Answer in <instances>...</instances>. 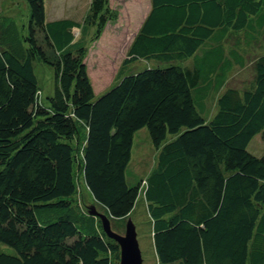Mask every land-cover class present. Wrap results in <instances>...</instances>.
<instances>
[{
    "label": "trees",
    "instance_id": "trees-1",
    "mask_svg": "<svg viewBox=\"0 0 264 264\" xmlns=\"http://www.w3.org/2000/svg\"><path fill=\"white\" fill-rule=\"evenodd\" d=\"M25 1V34L0 16V242L15 250L0 264H118L99 218L76 208L79 183L119 234L141 191L157 264H264V154L248 150L264 137V0H150L97 97L87 41L118 11L90 0L80 22L51 20L45 0ZM250 48L249 85H229ZM35 59L53 69L46 103ZM143 128L156 159L141 177Z\"/></svg>",
    "mask_w": 264,
    "mask_h": 264
},
{
    "label": "rangeland",
    "instance_id": "rangeland-1",
    "mask_svg": "<svg viewBox=\"0 0 264 264\" xmlns=\"http://www.w3.org/2000/svg\"><path fill=\"white\" fill-rule=\"evenodd\" d=\"M89 2L90 0H45L47 18L51 20L71 18L80 22L88 9ZM109 2L111 7L118 11L117 19L106 25L96 41L93 43L87 41L88 54L85 57V62L95 97L115 84L112 81L114 73L122 64L132 38L150 9V0H109ZM29 14L30 9L25 0H0V16L15 20L20 34L26 33ZM92 30L93 28L90 32ZM80 32L79 28H73L75 39L79 38ZM259 50L247 49L244 53V66L232 70L228 79L229 85L239 88L249 85L253 75L252 60ZM33 66L38 79L40 98L43 103H46L47 96L53 93V69L40 59H35ZM213 104L214 100L211 101V106L215 108ZM248 150L256 156L263 155L264 137L261 134L255 135L249 143ZM155 154L156 149L151 143L147 129L143 128L136 132L130 164L134 165L136 172L141 177L147 175L154 166ZM140 192L130 217L135 226L142 264H157L151 223L145 200ZM90 195L84 185L79 183L76 193V208L82 215L89 214V206L94 204ZM96 209L102 212L98 206ZM58 214L59 212L47 211V215L53 218ZM0 252L15 254L13 248L1 242Z\"/></svg>",
    "mask_w": 264,
    "mask_h": 264
},
{
    "label": "water",
    "instance_id": "water-1",
    "mask_svg": "<svg viewBox=\"0 0 264 264\" xmlns=\"http://www.w3.org/2000/svg\"><path fill=\"white\" fill-rule=\"evenodd\" d=\"M88 212L99 218L103 231L107 237L113 239L120 248V257L118 264H142V255L137 241L135 226L131 218H127L123 234L112 230L109 218L102 212H99L92 204Z\"/></svg>",
    "mask_w": 264,
    "mask_h": 264
}]
</instances>
